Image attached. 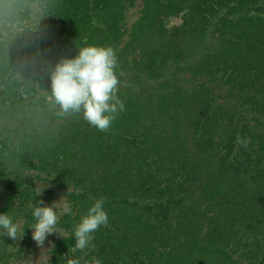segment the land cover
Returning a JSON list of instances; mask_svg holds the SVG:
<instances>
[{
    "label": "trees",
    "instance_id": "trees-1",
    "mask_svg": "<svg viewBox=\"0 0 264 264\" xmlns=\"http://www.w3.org/2000/svg\"><path fill=\"white\" fill-rule=\"evenodd\" d=\"M93 44L116 53L124 111L106 131L49 121L52 70ZM0 100L30 108L0 120V213L20 225L0 264L33 253L45 176L75 213L46 264H264V0H0ZM100 197L109 222L81 252L74 228Z\"/></svg>",
    "mask_w": 264,
    "mask_h": 264
},
{
    "label": "clouds",
    "instance_id": "clouds-1",
    "mask_svg": "<svg viewBox=\"0 0 264 264\" xmlns=\"http://www.w3.org/2000/svg\"><path fill=\"white\" fill-rule=\"evenodd\" d=\"M117 65L118 58L110 46L93 44L80 47L74 57L61 59L51 72L54 102L59 105L62 113H79L91 126L100 131L108 130L125 108L118 96L120 81L116 71ZM40 193L41 191L37 196ZM61 198L50 205L42 200L35 204L32 202L31 214L35 223L28 229L32 230V239L38 247H42L50 235L61 236L62 229L58 227L60 217L57 213V205ZM104 202L103 197L96 199L75 226L72 234L75 238V249L85 252L87 248L94 247L93 234L109 222ZM59 211L67 216L75 214L67 200ZM19 230V223H14L12 217L5 212L0 213V235L16 240ZM69 264H81V261L70 259ZM92 264L102 262L98 258H93Z\"/></svg>",
    "mask_w": 264,
    "mask_h": 264
},
{
    "label": "rangeland",
    "instance_id": "rangeland-1",
    "mask_svg": "<svg viewBox=\"0 0 264 264\" xmlns=\"http://www.w3.org/2000/svg\"><path fill=\"white\" fill-rule=\"evenodd\" d=\"M137 1L141 2L142 0H137ZM136 12L137 11H135V13ZM32 17H33V19H36L38 21V23H40V24H42L41 23L42 21H45L42 14H41V11L37 8H36L35 13L32 15ZM135 19H136L135 15L131 13L129 23H132ZM183 23H184L183 17L179 16V17L168 19L166 21V26H168V28L172 29L174 27L181 26ZM220 66H222V65H220ZM117 74L120 77V73L117 72ZM41 96H39L38 98L41 99ZM28 103L29 102H27V103L23 102L22 104L11 105L8 102L4 103L0 100V120L6 118V116H9V114H18L19 116L25 115L30 109L28 107V105H29ZM46 105H49V104H46ZM46 111L50 112V115L48 117L49 121H51V120H53V118H55V120H56L55 122H58V123H64L65 122L64 121V119L66 118L65 114L62 113V111L60 109H57L56 107H48ZM247 118L251 119V117L248 116V114H247ZM44 180H45V182H39L38 187H39V192L41 191V195L47 196V198L45 199L46 204L50 205L53 202H57L62 197L60 203L57 205V213H58L59 217L61 218L63 216V214L60 213L59 209L62 207L65 200H67V202H69V200H68L69 193H68V191H66L62 188H56V185L54 182V180H55L54 177L49 178V177L45 176ZM49 191H52L51 195H47L49 193ZM172 226H173L172 229H176L177 232L175 231L173 234L165 235L166 237L165 236L161 237L159 244L156 247L157 253L159 255L163 252V250H166V251L173 250V247L175 246V239L174 238L175 237H181V231L184 228H187L188 224L185 223L184 221H181V222H175ZM68 235H69V232L62 229L61 236L59 234H53V235L48 236L42 247H38L37 244L35 243L33 253L31 254L29 260H27L24 264H46L49 261L50 254H51L52 250L55 248V246L58 245ZM173 235L175 237H173ZM164 237H165V240H164ZM234 249H235V246H234ZM158 254H157V256L159 257ZM237 256L238 255H236V257ZM170 262L171 261H169L168 263H170Z\"/></svg>",
    "mask_w": 264,
    "mask_h": 264
}]
</instances>
